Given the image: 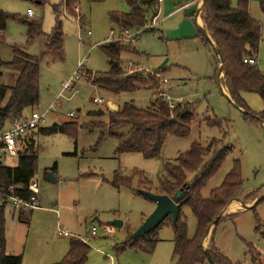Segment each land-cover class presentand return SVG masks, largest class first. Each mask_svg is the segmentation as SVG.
Instances as JSON below:
<instances>
[{
	"label": "rangeland",
	"instance_id": "rangeland-1",
	"mask_svg": "<svg viewBox=\"0 0 264 264\" xmlns=\"http://www.w3.org/2000/svg\"><path fill=\"white\" fill-rule=\"evenodd\" d=\"M249 1L251 15L262 26L257 58L259 69L264 74V13L260 0ZM237 2L233 0V5L236 6ZM64 3V0H50L38 5L30 0H0L2 11L21 19H26L28 10H32L34 15L28 19L41 21L45 34H50L60 21L64 34L65 53L61 59L59 54L45 51L44 37L29 42L27 26L21 21L9 20L6 30L1 33L0 54L3 62L13 61L15 49H22L39 58L40 103L36 108H28L25 111L27 115L34 111L47 113L45 127L64 122L107 124V112L118 111L124 103L149 109L164 92L171 98L170 104L174 107L179 103H193L198 119L191 126L189 136L168 137L160 157L154 159H146L140 153L118 154L117 141L110 137L107 128L78 129L76 137L56 134L36 138L35 133L40 149L35 179L39 186L41 208L23 214L14 213L11 206L5 210V254L21 256L22 264H56L63 261L70 241L78 236L91 248L87 264H176L177 260L173 258L174 231L168 226L158 231L159 243L152 254L136 249L121 252L118 248L132 237L144 223L142 221L156 208L153 201L138 194L145 187V180L153 185L149 189L157 193L167 163L175 164L196 142L207 147L217 139L231 152L218 173L202 190V197L206 200L211 198L232 171L236 160L241 162L243 183L237 198L232 200L240 203L237 204L241 205L242 212L224 215L223 211L221 219L236 216L217 226L214 244L233 263L254 264L247 247L252 244L260 253V262L264 264V240L255 230L258 222L264 224V201L257 205L258 199L264 195V126L255 119H247L243 111L229 101L223 92L227 93V90L222 82L224 89L220 88L215 53L203 42L195 23L187 19L183 12L171 19L165 18V5L161 4L154 31L149 30L150 20L147 26L141 28L137 44H123L135 51L121 54L123 70L130 73L138 70L146 76H151V73L157 76L158 73L169 81L168 84L159 82L158 90L142 88L133 93L117 95L93 87L87 76L77 82V93L72 95L71 91H63V84L74 76L81 64L83 73L110 71L109 57L102 46L119 35V27L111 22L110 14L128 13L130 8L125 0H106L94 4L84 1L79 5V14L71 10L67 16ZM56 8L61 11L60 17ZM78 19L81 23L77 22ZM194 32L197 36L193 35ZM166 60L165 68L159 69ZM2 71L4 76L0 84L15 85L17 68L4 66ZM242 96L254 114L258 115L264 110L259 95L244 93ZM95 99H104L110 108L95 103ZM90 111L104 112L105 115L89 117ZM71 113L73 117L68 116ZM215 119L220 124L214 123ZM125 130L123 127L113 133ZM21 146L25 151L26 145ZM212 159L213 155L206 156L204 163ZM0 161L8 167L18 164V158L4 152L0 153ZM50 174H54L56 183L48 180ZM117 174L124 179L130 178L131 186H114ZM187 177L192 182L194 173H187ZM244 205L257 206L246 210ZM182 213L187 218L189 238H193L197 219L187 207L182 209ZM115 220L122 221L124 226L120 229L109 226ZM107 226L111 231L109 234L104 230ZM215 226L211 227L203 241L204 249L209 248ZM59 228L70 236L60 235ZM94 228L97 235L92 237L90 234ZM204 264L210 263L206 261Z\"/></svg>",
	"mask_w": 264,
	"mask_h": 264
},
{
	"label": "trees",
	"instance_id": "trees-1",
	"mask_svg": "<svg viewBox=\"0 0 264 264\" xmlns=\"http://www.w3.org/2000/svg\"><path fill=\"white\" fill-rule=\"evenodd\" d=\"M38 5H44L50 0H30ZM70 12L74 5L87 3H102L106 0H64ZM130 8L128 13L112 12L110 20L119 27V30H138L148 25L149 21L156 17L159 12L158 0H125ZM249 0H238L233 5V0H205L201 17L205 23V32L210 36L209 40L202 32L200 36L203 42L212 48L215 53V66L219 74V65L224 62V76L222 84L227 90L232 102L240 109L247 119H255L264 124V110L256 115L248 107L242 96L244 93L259 95L264 103V74L259 65L244 63L246 58L257 57L259 46L262 41V26L250 13ZM261 10L264 13V0H260ZM58 17L61 11L56 8ZM72 12V11H71ZM9 20L23 22L27 26L28 41L44 37L45 51H51L64 58V34L60 21L50 34H45L41 21L21 19L19 16L9 15L0 9V35L6 28ZM153 30L154 29H149ZM163 39V36L161 37ZM109 57L111 69L107 73H91L88 81L101 91L113 94L136 92L142 88L158 90L161 80L158 76H146L138 70L126 72L120 63L123 52L135 53L120 42L111 41L102 46ZM220 53L222 61L217 53ZM15 56L12 62L5 63L0 54V81L4 76V66L15 67L18 70L16 84L6 86L0 84V131L6 128L11 120L24 115L28 108H36L40 103L41 71L39 58L32 56L20 49L14 50ZM162 71V70H160ZM156 75H159L158 73ZM158 77V78H157ZM105 115L104 112L94 113L90 111L89 117ZM108 123L89 122L80 125L78 122L54 123L48 127H40L24 135L20 139L18 164L15 167L4 166L0 161V191H7L11 186H23L27 188L35 179L39 161L37 140L34 137L51 136L56 134L76 137L78 129L107 128L111 138L117 141V153H140L146 159L159 158L161 150L168 137L185 138L191 133V126L198 117L194 112L193 103H179L170 108L165 99L157 97L151 108L143 110L133 103H124L116 112H107ZM214 123L220 124L217 119ZM125 127L122 133L114 130ZM21 145H26L23 150ZM37 148V149H36ZM218 151L216 152V149ZM231 152L229 147H224L221 141L214 139L207 147L201 143H194L189 152L181 155L175 164L167 163L165 176L159 180L156 194L174 197L177 192H182V199L178 201L179 217L177 223H173L169 216L164 223L150 234L132 240L130 237L118 248L119 251L136 249L146 254H152L158 243V231L163 226L171 227L174 231L173 258L176 264H204L207 253L203 247V241L207 237L209 229L214 221L223 213L230 202L237 198L242 183V166L239 160L234 162L232 171L227 175L222 186L212 193L210 199L202 197V190L207 186L221 169L226 157ZM213 155V159L204 163L206 156ZM56 168V167H55ZM187 173H194L192 182L188 181ZM114 186H131L130 178H123L117 174L113 182ZM144 188L152 192L153 186L149 180H145ZM140 190L138 194H140ZM21 192H16L20 194ZM154 193V192H153ZM141 195V194H140ZM264 201V198L261 200ZM259 201L257 205L261 202ZM256 205V206H257ZM255 206V207H256ZM189 208L197 219V229L193 238H189L187 218L182 213L183 208ZM255 207L251 209H255ZM5 207L0 208V264H22L21 256L5 254ZM217 222L211 235L209 254L215 264H241L233 263L225 257L216 247L213 236L217 226L227 219ZM255 230L264 240V224L258 222ZM249 254L254 264L260 262V253L252 244L247 245ZM91 248L79 239L72 238L70 249L63 261L56 264H86Z\"/></svg>",
	"mask_w": 264,
	"mask_h": 264
},
{
	"label": "built area",
	"instance_id": "built-area-1",
	"mask_svg": "<svg viewBox=\"0 0 264 264\" xmlns=\"http://www.w3.org/2000/svg\"><path fill=\"white\" fill-rule=\"evenodd\" d=\"M163 0H158V2H162ZM65 2V1H64ZM65 4V13L68 16L70 15V12L68 13V9ZM72 10L78 12L80 11V6L78 4L74 5ZM160 13V12H159ZM159 13L156 17H154L151 21V25L149 29L155 28V26L158 24L159 19ZM34 15L32 10H28L27 16L32 17ZM72 16V15H71ZM77 22L81 23L78 19ZM142 33L141 29L138 30H119V35L116 38H113L112 41L120 42L122 44H137L138 43V37ZM87 35H91L90 32L87 33ZM81 41H83V38L81 36ZM264 55V52H263ZM244 63L250 64V65H259V60L257 57L252 58H246L244 60ZM83 65L81 64L78 68V71L74 74V76L68 81L63 84V91H71L73 92L72 95L77 93V82L80 79H83V77H87V72H82ZM151 73L150 75H152ZM155 75V74H153ZM223 75V74H222ZM160 80L161 84H168L167 79L161 78L159 75H157ZM160 96L165 99V101L168 103L169 107H174L172 104H170L171 98L166 95V93L161 92ZM62 95L60 96V98ZM95 103L97 104H105L108 108V103H105L104 99H95ZM69 117H73L74 114H69ZM47 118V113L40 114L36 111L32 112L30 115L26 116L23 115L18 118H14L11 120L8 124V126L0 131V153L4 152L5 154L18 158L19 150H20V139L30 133L31 131H34L36 129H39L40 127H43L45 125ZM21 192L20 194H16V192ZM39 186L35 180H32L31 183L28 185L27 188H24L23 186H11L7 191H0V208L1 207H7L11 206L15 210H38L40 209V200H39ZM105 232L110 233V228L107 226L105 227ZM58 233L60 235L64 236H70L69 233L64 232L62 229H58ZM92 236L97 235V230L94 228L91 232Z\"/></svg>",
	"mask_w": 264,
	"mask_h": 264
},
{
	"label": "water",
	"instance_id": "water-1",
	"mask_svg": "<svg viewBox=\"0 0 264 264\" xmlns=\"http://www.w3.org/2000/svg\"><path fill=\"white\" fill-rule=\"evenodd\" d=\"M205 3V0H204ZM209 40H211L210 36L207 34V32L203 31L202 32ZM219 56V59L222 61L221 55L218 52L217 53ZM168 62V60H166L161 67H164L166 65V63ZM224 72V62H221V66L219 68V74H218V83L220 84V88L223 90L224 88L222 87L221 84V77L222 74ZM224 92V90H223ZM225 93V92H224ZM227 95V94H226ZM227 98L229 99V101L234 104L230 98L229 95H227ZM235 105V104H234ZM236 106V105H235ZM237 107V106H236ZM243 111V110H241ZM264 126V124H263ZM48 180L51 183H56V179L54 177V174H50L48 176ZM140 194L146 198H148L149 200L153 201L156 204V208L155 210L147 217V219L144 221V223L134 232V234L132 235V240L136 241L139 238H142L148 234H150L153 230L157 229L162 223H164V221L169 217L172 216L173 218V223L176 224L178 217H179V205H178V201H180L182 199V192L179 191L176 193V195L172 198L169 197L168 195H160V194H156L147 190H140ZM264 198V195L262 197H260L258 199V202L261 201ZM257 202V203H258ZM244 208L246 210H249L253 207H247L244 205ZM223 213L214 221L213 225H216L217 222L221 219ZM124 225V223L120 220H115L113 222H111L112 227L115 228H122ZM212 225V226H213ZM211 231V228L209 229V232L207 234V236L209 235ZM203 247H204V243H203ZM206 253H207V260L210 264H215L212 256L209 254V250L205 249Z\"/></svg>",
	"mask_w": 264,
	"mask_h": 264
},
{
	"label": "crops",
	"instance_id": "crops-1",
	"mask_svg": "<svg viewBox=\"0 0 264 264\" xmlns=\"http://www.w3.org/2000/svg\"><path fill=\"white\" fill-rule=\"evenodd\" d=\"M158 4H159V11H160V8H161V4H164L165 5L164 6V9H165V18H168L169 17V19H171L176 14H178L179 12H183L185 14V16L187 17V19H189L190 21L192 20L195 23V26H196V28L198 29L199 32L205 31V23H204V21H203V19L201 17V13H202L201 10H202L203 5H204V0H186V2L184 0H163L162 2H158ZM201 6H202V8H201ZM27 18H30V17L27 16ZM153 29H155V28H153ZM193 35H196L197 36V34H195V32L193 33ZM0 39H1V35H0ZM43 40H44V46H45V43H46L47 39L46 38H43ZM29 42H28V44H29ZM63 49H64V43H63ZM20 50H22V49H20ZM43 55H45V52H44ZM167 63H166V65H167ZM161 66H160L159 69H164L165 68V66L164 67H161ZM225 94L229 95L228 92L227 93L225 92ZM24 115L28 116L26 114V112L24 113ZM34 180L36 181V179H34ZM39 200H40V197H39ZM234 203H235V206L233 208L229 209L231 207V205L234 204ZM237 203H239V202L238 201H231L230 204L224 210V215L225 214H233V213H240V212H242V211H240L241 205L239 206ZM6 209H9V206L5 207L4 210H6ZM38 210H26V211L25 210H22V211H20V210L13 209L14 213H19V214H23L25 212L33 213V212L38 211ZM142 222H144V221H142ZM92 237H94V236H92ZM73 238L79 239V240H81L82 242L85 243L84 239H82V238H80L78 236L77 237H73ZM70 243H71V241H70ZM69 249H70V246H69ZM68 252H67V254H68ZM87 262H88V260H87Z\"/></svg>",
	"mask_w": 264,
	"mask_h": 264
},
{
	"label": "bare ground",
	"instance_id": "bare-ground-1",
	"mask_svg": "<svg viewBox=\"0 0 264 264\" xmlns=\"http://www.w3.org/2000/svg\"><path fill=\"white\" fill-rule=\"evenodd\" d=\"M234 206H235V203H234V204H232V205H231V207H230L229 209L233 208ZM229 209H228V210H229Z\"/></svg>",
	"mask_w": 264,
	"mask_h": 264
}]
</instances>
